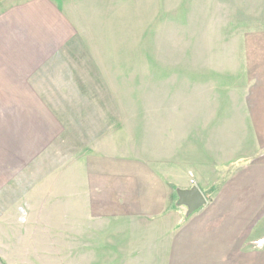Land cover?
<instances>
[{
  "label": "crops",
  "instance_id": "1",
  "mask_svg": "<svg viewBox=\"0 0 264 264\" xmlns=\"http://www.w3.org/2000/svg\"><path fill=\"white\" fill-rule=\"evenodd\" d=\"M10 4L0 1V183L14 172L20 182L7 178L6 189L68 200L55 216L70 248L108 253L102 264L264 263V246L254 248L264 239V159L162 162L109 140L94 94L69 80L77 26L52 1ZM242 104L254 121L256 103ZM193 187L207 204L188 215L178 191Z\"/></svg>",
  "mask_w": 264,
  "mask_h": 264
},
{
  "label": "rangeland",
  "instance_id": "2",
  "mask_svg": "<svg viewBox=\"0 0 264 264\" xmlns=\"http://www.w3.org/2000/svg\"><path fill=\"white\" fill-rule=\"evenodd\" d=\"M48 1L77 26L69 80L94 94L102 127L115 132L109 140L162 162L264 159V0ZM244 99L256 103L252 122ZM7 178L20 182L14 172ZM7 178L4 171L0 264H102V255L110 262L100 250L70 248L55 216L68 200H28L21 184L6 189ZM259 241L254 248H263Z\"/></svg>",
  "mask_w": 264,
  "mask_h": 264
},
{
  "label": "water",
  "instance_id": "3",
  "mask_svg": "<svg viewBox=\"0 0 264 264\" xmlns=\"http://www.w3.org/2000/svg\"><path fill=\"white\" fill-rule=\"evenodd\" d=\"M180 206H185L188 209V215L193 214L197 210L201 209L203 206L207 204L206 197L202 194V192L193 187L189 190H180L178 191Z\"/></svg>",
  "mask_w": 264,
  "mask_h": 264
},
{
  "label": "built area",
  "instance_id": "4",
  "mask_svg": "<svg viewBox=\"0 0 264 264\" xmlns=\"http://www.w3.org/2000/svg\"><path fill=\"white\" fill-rule=\"evenodd\" d=\"M193 183V182H192Z\"/></svg>",
  "mask_w": 264,
  "mask_h": 264
}]
</instances>
